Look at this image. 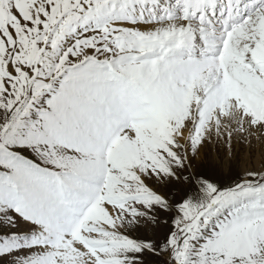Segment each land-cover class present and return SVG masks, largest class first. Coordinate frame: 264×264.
<instances>
[{"label":"snow or ice","instance_id":"1","mask_svg":"<svg viewBox=\"0 0 264 264\" xmlns=\"http://www.w3.org/2000/svg\"><path fill=\"white\" fill-rule=\"evenodd\" d=\"M0 264H264V0H0Z\"/></svg>","mask_w":264,"mask_h":264}]
</instances>
